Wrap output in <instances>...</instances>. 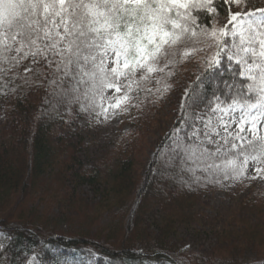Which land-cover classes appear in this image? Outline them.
<instances>
[{
	"label": "trees",
	"instance_id": "1",
	"mask_svg": "<svg viewBox=\"0 0 264 264\" xmlns=\"http://www.w3.org/2000/svg\"><path fill=\"white\" fill-rule=\"evenodd\" d=\"M214 2L218 8L216 16L204 9L191 10L196 24L201 26L195 31L209 29L216 19L222 21V14L229 5L221 0ZM252 3L264 6V0ZM187 42V37L183 38L172 48H176L173 54L158 65L159 88L167 90L169 95L176 84L183 83L186 91L179 110L172 114L170 126L161 132L144 170L139 156L146 150V138L156 116L152 112L162 105L163 91L149 89L144 79H137L138 102L131 119L134 125L86 168L77 158L84 145L64 140L61 130L67 121L74 119L76 112L95 116L100 109L96 106L100 105L99 97L96 105L83 110L73 94L63 92L72 82L65 78L67 82L61 83L44 64L34 65V72L17 70L0 75L4 112L7 118L16 121L0 130V264H30L32 257L36 259L33 264H198L199 256L179 251L168 242V237L177 226L201 222V216L194 211L200 189L206 190L209 185L216 186L237 177L224 167V160L231 158V153L227 157L217 153L205 163L198 159L192 162L185 158L176 143L189 142L193 125L217 106V97L221 107H226L233 98H239L238 90L245 96L248 93L246 78L239 75L235 64L227 65L224 59L219 65L203 66L197 73L184 71L177 75L180 52L185 44L190 45ZM159 69L165 71L160 73ZM48 76L51 79L46 87ZM83 103L91 105L92 102ZM27 112H31L29 121L23 122L20 115ZM61 120L63 123L59 122ZM208 148L210 152L215 151L210 145ZM211 163L221 168L208 169L207 164ZM81 185L90 187L98 197L91 208L87 199L75 192ZM37 192L41 201H45L44 194L49 192L59 197L58 205L62 210H65L62 206L72 210L80 205V209L97 212L98 218L106 211L108 226H97L95 232L81 224L74 227L66 221L69 219L66 214L67 230H62L60 223L48 227L44 211L28 203ZM164 193L173 198L166 205L157 199L158 194ZM152 204L160 212L158 233L146 246L142 222L154 208ZM248 212L256 213L259 218L256 223L244 217ZM102 234H107L106 244L98 241ZM214 235L216 241L209 253L210 264H264L262 256L242 257L248 247L256 250L264 247V189L228 208L222 229ZM229 236H232L231 242L227 241ZM92 249L98 254H90Z\"/></svg>",
	"mask_w": 264,
	"mask_h": 264
},
{
	"label": "snow or ice",
	"instance_id": "2",
	"mask_svg": "<svg viewBox=\"0 0 264 264\" xmlns=\"http://www.w3.org/2000/svg\"><path fill=\"white\" fill-rule=\"evenodd\" d=\"M221 2L229 8L222 14L224 22L210 34L220 51L228 46L224 38L232 37L227 59L240 66L248 93L245 96L238 90L239 98L228 105V111L240 108L237 134L229 131V121L217 116L219 127L211 119L203 121V130L193 125L189 142L181 140L176 147L187 160L205 163L228 145L224 156L231 153V158L224 160V167L239 177L250 160L264 163V136L257 134L264 122V6L253 5L252 0ZM192 9H204L213 16L218 13L214 0H0V75L34 72L24 65L31 58L34 64L46 65L61 83L71 81L63 92L73 94L86 111L96 105L97 97L106 99L105 90L119 93L120 80L130 78L136 69L152 72L153 64L172 55V46L189 32L196 36L195 29L201 26L191 15ZM200 34L209 35V31L201 28ZM220 51L214 57L217 65ZM211 110L223 111L218 97ZM246 130L250 139L242 135ZM246 139L247 143L234 142ZM208 145H215V151L210 152ZM207 168L220 169L221 165L211 163Z\"/></svg>",
	"mask_w": 264,
	"mask_h": 264
},
{
	"label": "rangeland",
	"instance_id": "3",
	"mask_svg": "<svg viewBox=\"0 0 264 264\" xmlns=\"http://www.w3.org/2000/svg\"><path fill=\"white\" fill-rule=\"evenodd\" d=\"M253 1L254 0H252V2ZM235 10L240 11L241 8L236 7ZM249 10L253 9L250 8ZM181 11H183V9H181ZM223 22V19L222 21L216 19L212 27L206 29L209 31V35H201V29L196 31V36H191L190 32L187 34V40L189 41L187 44L189 43L190 45L187 46L185 44L183 46V50L180 52L181 64L178 68L177 75H182V72L184 71H193L197 73L198 70L203 66L217 65L214 63V57L216 56V52L220 51V49L217 48L216 42L210 34V30L213 27L218 28ZM225 38L227 39L225 42L228 46L224 47L223 50L220 51V56L218 59L220 62L224 59V62L227 65L230 62L235 64L240 72V66L235 63V60L229 61L227 59V53L232 42V37L227 36ZM236 39L238 43V38ZM175 46H172V48ZM175 49H172V52H174ZM159 64H161V62L153 64L154 70L152 72H148L146 69L138 68L130 74V78H122L119 82L121 87V91L119 93H117L114 89L105 90L104 95L106 99L103 101L100 100V104H102L103 107H100L95 116L90 117L88 114L81 115L76 112L73 115L74 119L70 122L67 121L63 126L61 130V136L64 140L71 144L81 143L84 145V148H82L77 154V158L83 167H91L96 159L100 158L106 153V151L113 147L117 137L129 130L134 125L131 119L134 110L133 107L138 102L137 95L139 90L136 80L140 78L147 82L149 89H154V91L157 90L160 92L163 91V94H165L161 99L162 105H160L157 110L155 109L152 112V115H156L155 121L153 126H151L149 129L150 132L146 138V150L144 154L139 156L142 161L141 166L143 170L148 166V163L151 160L152 152L155 149L156 144L159 142V136L161 132H165L166 128L170 126V121L173 119L172 114L179 110L184 92L186 91V87L183 83H179L178 85L176 84V86L173 88L174 90L169 95L167 90L164 88H159L160 86L157 85L156 82L158 81L161 83L159 81L157 71ZM24 65L28 68H32L36 64L33 63L31 58H29L27 61H24ZM159 71L161 73L165 70L159 69ZM50 77L51 76H48L46 78V87L50 82ZM117 101H119L118 107L116 106ZM4 104L5 102L0 100V130L6 129L9 127V125H11V123L16 122L13 119L7 118L6 113L4 112ZM221 109L223 111L211 110L206 115L199 117L195 127L203 130V121L208 119H211V123L214 127H219L217 116H222L224 120L229 121V131L237 134L239 117L241 115L240 108L237 106L232 111H228V106H226L221 107ZM30 113L31 112L21 114L20 119L23 122H28ZM59 122L63 123L62 120ZM221 132L223 134L222 128ZM257 134L264 136V122H261L258 125ZM242 135L246 138H251V133L247 130L243 132ZM216 139L219 140V137H216ZM234 142L237 144L247 143V139L244 141L237 140ZM221 143L223 142L221 141ZM210 149L215 150V145H210ZM228 151V145H223L220 153H225ZM117 154H119L118 150ZM244 167L246 171L242 177L223 180L216 186L210 187L209 185L206 190L200 189L194 211L198 212V214L201 216V222L191 223L186 226H177L168 237V242L174 245V247L179 251L185 252L188 255L199 256L197 259L198 264H210L209 253L211 252V249L214 248L216 241L214 234L222 229L223 219L226 217L227 209L232 207L236 201L247 198L252 193H256L257 191L264 189V163L250 160L246 165H244ZM258 168L261 171L258 172ZM51 177L52 176H47V178ZM71 188L73 189V185H71ZM51 192H49L48 195L44 194L45 201H41L40 194H38L39 192L33 196L34 200L30 199L28 201L32 208L37 206L38 211H44L42 214L46 218L48 227H52V224L54 223H60L61 225L59 226L62 227V230H67L68 225L66 224V219L64 217L66 214L69 218V221H66L68 224L74 227L81 224L83 226H88L89 230L91 229V231L95 232L97 230V226H108V216L106 211L103 212L101 217L98 218L96 215L97 212H89V210L80 209V205L76 209L72 210H68L67 206H62L63 209H65L62 210L58 205L59 197H53ZM75 192L80 194L81 197L87 199L90 208L91 205L98 201V197H96L97 195L95 196L90 187L86 185L77 187ZM157 199L161 201L163 205H166L173 200L172 196L166 195V193L161 194V196L158 194ZM151 207L154 208L143 217L142 222L143 244L146 246L150 245L151 241L154 239V237H157L158 233L157 225L160 212L155 205L152 204ZM75 210L77 212H75ZM70 216L73 217L71 218ZM244 217L247 218L251 223H256L259 219L254 212H248L244 215ZM232 227L235 229L238 228L234 224H232ZM226 229L230 230V228ZM106 236L107 234H102L98 241L104 243ZM227 241L231 242L232 236H229ZM104 244H106V242ZM139 248L142 249L143 246H139ZM243 252V258H253L260 256L264 257V247H258L257 250L255 247H248ZM90 254L96 255L98 253L92 249L90 250ZM35 262L36 259L32 257L30 259V264Z\"/></svg>",
	"mask_w": 264,
	"mask_h": 264
}]
</instances>
